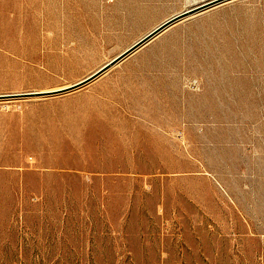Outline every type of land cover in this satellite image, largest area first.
I'll use <instances>...</instances> for the list:
<instances>
[{
	"label": "rangeland",
	"instance_id": "374dc122",
	"mask_svg": "<svg viewBox=\"0 0 264 264\" xmlns=\"http://www.w3.org/2000/svg\"><path fill=\"white\" fill-rule=\"evenodd\" d=\"M198 1L0 0V264H264V0L47 93Z\"/></svg>",
	"mask_w": 264,
	"mask_h": 264
},
{
	"label": "water",
	"instance_id": "95a60500",
	"mask_svg": "<svg viewBox=\"0 0 264 264\" xmlns=\"http://www.w3.org/2000/svg\"><path fill=\"white\" fill-rule=\"evenodd\" d=\"M225 1H228V0H210V1H207L203 4L194 6V7L189 8V9H186V10L168 18L167 20L162 22L160 25H158L156 28H154L152 31H150L145 36H143L138 41H136L134 44H132L130 47H128L126 50H124L122 53H120L117 57L113 58L111 61L104 64L102 67H100L98 70H96L92 74L88 75L87 77H85V78H83V79H81V80H79V81H77V82H75L69 86L62 87L59 89H55L52 91H48L47 93H54V94L55 93H62V92H66V91H70V90L79 88V87L91 82L92 80H94L95 78H97L98 76L103 74L105 71H107L111 66H113L118 61H120L121 59L125 58L127 55H129L130 53H132L133 51L138 49L140 46L145 44L147 41H149L151 38H153L155 35H157L162 30L166 29L171 24H173V23L179 21L180 19L187 17L191 14L203 11L207 8L213 7L215 5L223 3ZM39 93H41V92H38L37 94H39ZM26 94H29V93H5V94H0V99L16 98V97H20V96H23Z\"/></svg>",
	"mask_w": 264,
	"mask_h": 264
},
{
	"label": "bare ground",
	"instance_id": "6f19581e",
	"mask_svg": "<svg viewBox=\"0 0 264 264\" xmlns=\"http://www.w3.org/2000/svg\"><path fill=\"white\" fill-rule=\"evenodd\" d=\"M199 1H200V0H199ZM199 1H198V2H199ZM201 1H202V0H201ZM201 1H200V3L197 4V5L203 4V3L207 2V1H210V0H204V1H202V2H201ZM194 2H195V1H194ZM192 5H193V4H192ZM192 5H191V6H192ZM197 5H195V6H197ZM193 6H194V5H193Z\"/></svg>",
	"mask_w": 264,
	"mask_h": 264
}]
</instances>
